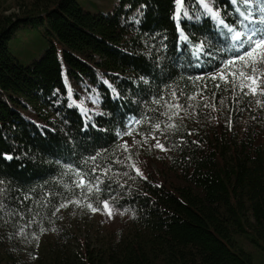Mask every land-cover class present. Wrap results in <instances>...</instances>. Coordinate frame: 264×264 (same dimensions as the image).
<instances>
[{"label":"trees","instance_id":"1","mask_svg":"<svg viewBox=\"0 0 264 264\" xmlns=\"http://www.w3.org/2000/svg\"><path fill=\"white\" fill-rule=\"evenodd\" d=\"M211 6L239 30L240 0ZM178 8L35 0L0 16V264H264V107L210 79L248 49L199 0H183L179 18ZM34 23L50 46L23 65L7 42ZM154 135L167 151L125 143ZM77 173L98 190L77 188ZM76 200L123 211L128 233L98 248L79 242L74 256L57 220Z\"/></svg>","mask_w":264,"mask_h":264},{"label":"rangeland","instance_id":"2","mask_svg":"<svg viewBox=\"0 0 264 264\" xmlns=\"http://www.w3.org/2000/svg\"><path fill=\"white\" fill-rule=\"evenodd\" d=\"M33 1L35 0H0V16L18 13L22 3L28 5ZM77 2L85 10L108 13L120 3V0H77ZM50 40L51 37L43 32L38 23L27 24L21 25L14 31L12 38L7 42V47L19 63L29 65L45 53L50 46ZM58 49L59 55L62 56L60 46ZM125 143L138 145L140 149L145 151L162 152V150L154 147L156 140L152 138L143 139L129 136L125 138ZM86 205L74 203L58 215L57 227L60 234L74 237L61 238L69 243L74 256H77L82 249L79 242L87 241L92 248L103 247L109 241L129 231V217L123 211H119L109 204L111 215H108V210L104 208L93 212ZM53 237V235H49L44 238L43 244L51 242ZM247 249L256 254L258 261L261 260L259 252L252 247H247Z\"/></svg>","mask_w":264,"mask_h":264},{"label":"snow or ice","instance_id":"3","mask_svg":"<svg viewBox=\"0 0 264 264\" xmlns=\"http://www.w3.org/2000/svg\"><path fill=\"white\" fill-rule=\"evenodd\" d=\"M177 3L179 8L183 7V0H177ZM199 3L205 14L215 20L218 26L227 30V33L230 34L229 39L233 42L232 46L234 48L242 50L247 47L248 49L235 59L228 60L223 65V70L212 75L210 79L223 81L226 85L230 84L234 90L239 89L244 95L259 97L258 99H255V103L264 107V0H240V3L245 7L243 11L239 8L237 9V12L239 13V30L225 23L221 18L220 12L214 10L211 6V0H199ZM232 3L236 4L237 0H232ZM179 8L177 18H179L180 15ZM183 15L187 16V11H184ZM180 39L186 42L188 41V37L184 35L182 30ZM202 47L203 45L197 48L196 51L199 52ZM198 79L203 78L200 77ZM215 87H220V84H216ZM173 96L175 99V94H173ZM191 99L195 100L196 97L193 96ZM205 106L213 107L212 105ZM182 107L183 106L178 101L174 104H170L169 113L171 114L169 115V119L171 120L175 115H179ZM168 127L176 128V125L170 124ZM155 129L157 132L161 131L160 125L156 124ZM127 134L131 135L132 133L128 132ZM152 139L156 140L154 147L162 151L168 150L164 144L160 143V140L155 135L152 136ZM123 149L125 152H128V145L125 144ZM8 159H11V157H8ZM129 159H131V156H129ZM129 166L136 171L137 175H143L134 162ZM77 176H79V179L76 182L77 188L86 190L89 194L94 190H98L91 180H86L85 177L81 176L79 173H77ZM73 203L80 205L79 200L73 201ZM67 206V204H60L59 208L56 210L59 211L60 208ZM86 206L93 212L98 210L90 203ZM0 207H2V205H0ZM103 208L108 210V215H111L110 206L107 201L103 203ZM43 231L44 229L41 228V232Z\"/></svg>","mask_w":264,"mask_h":264},{"label":"bare ground","instance_id":"4","mask_svg":"<svg viewBox=\"0 0 264 264\" xmlns=\"http://www.w3.org/2000/svg\"><path fill=\"white\" fill-rule=\"evenodd\" d=\"M13 1V0H12ZM8 4V3H7ZM12 5V4H11ZM15 7V6H14ZM10 9V8H9Z\"/></svg>","mask_w":264,"mask_h":264}]
</instances>
